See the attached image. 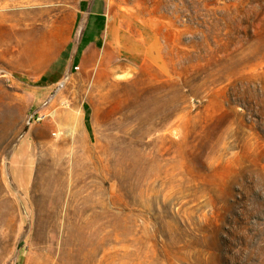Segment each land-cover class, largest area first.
<instances>
[{"label":"rangeland","instance_id":"obj_1","mask_svg":"<svg viewBox=\"0 0 264 264\" xmlns=\"http://www.w3.org/2000/svg\"><path fill=\"white\" fill-rule=\"evenodd\" d=\"M103 1L139 68L63 79L55 135L0 64V264H264V0Z\"/></svg>","mask_w":264,"mask_h":264},{"label":"crops","instance_id":"obj_2","mask_svg":"<svg viewBox=\"0 0 264 264\" xmlns=\"http://www.w3.org/2000/svg\"><path fill=\"white\" fill-rule=\"evenodd\" d=\"M21 1L18 11L12 7L10 16H0L7 25L0 34V64L10 68L32 107L53 113L44 128L55 135L70 115L56 93L63 79L99 72L113 77L139 67L116 45L115 32H108L103 0H40L33 11L29 0ZM88 106L82 104V120Z\"/></svg>","mask_w":264,"mask_h":264},{"label":"bare ground","instance_id":"obj_3","mask_svg":"<svg viewBox=\"0 0 264 264\" xmlns=\"http://www.w3.org/2000/svg\"><path fill=\"white\" fill-rule=\"evenodd\" d=\"M112 21V20H111ZM111 21H110V19H109V23H108V32H110V31H112V25H111ZM107 39V38H106ZM105 39V40H106ZM47 255V254H46ZM46 264H53V262L51 261V256L49 255H47L46 256V262H45Z\"/></svg>","mask_w":264,"mask_h":264},{"label":"built area","instance_id":"obj_4","mask_svg":"<svg viewBox=\"0 0 264 264\" xmlns=\"http://www.w3.org/2000/svg\"><path fill=\"white\" fill-rule=\"evenodd\" d=\"M39 118H41V117H39ZM39 118H38V119H39Z\"/></svg>","mask_w":264,"mask_h":264}]
</instances>
